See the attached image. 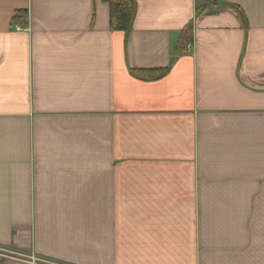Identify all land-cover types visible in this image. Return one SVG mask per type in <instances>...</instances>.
<instances>
[{
    "label": "crops",
    "instance_id": "1",
    "mask_svg": "<svg viewBox=\"0 0 264 264\" xmlns=\"http://www.w3.org/2000/svg\"><path fill=\"white\" fill-rule=\"evenodd\" d=\"M136 3L0 0V245L264 264V0Z\"/></svg>",
    "mask_w": 264,
    "mask_h": 264
},
{
    "label": "trees",
    "instance_id": "2",
    "mask_svg": "<svg viewBox=\"0 0 264 264\" xmlns=\"http://www.w3.org/2000/svg\"><path fill=\"white\" fill-rule=\"evenodd\" d=\"M109 6V22L110 26L113 29L123 30L128 32L132 26L133 19L135 17L137 3L136 0H103ZM21 14L25 15V12H17L14 14L13 22L16 21V17ZM190 27V26H189ZM190 40V36L188 34H183L182 41L186 42ZM153 71H142L138 70L135 73L139 76H142V73H147V75H151ZM165 72L162 70L160 74Z\"/></svg>",
    "mask_w": 264,
    "mask_h": 264
},
{
    "label": "built area",
    "instance_id": "3",
    "mask_svg": "<svg viewBox=\"0 0 264 264\" xmlns=\"http://www.w3.org/2000/svg\"><path fill=\"white\" fill-rule=\"evenodd\" d=\"M19 260L28 264H67L52 258L38 256L32 253H25L19 250L12 249L0 245V260Z\"/></svg>",
    "mask_w": 264,
    "mask_h": 264
},
{
    "label": "rangeland",
    "instance_id": "4",
    "mask_svg": "<svg viewBox=\"0 0 264 264\" xmlns=\"http://www.w3.org/2000/svg\"><path fill=\"white\" fill-rule=\"evenodd\" d=\"M19 261V260H18ZM22 262H24V261H22Z\"/></svg>",
    "mask_w": 264,
    "mask_h": 264
}]
</instances>
